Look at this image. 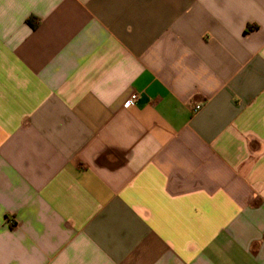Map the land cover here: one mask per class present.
<instances>
[{"label":"crops","instance_id":"obj_1","mask_svg":"<svg viewBox=\"0 0 264 264\" xmlns=\"http://www.w3.org/2000/svg\"><path fill=\"white\" fill-rule=\"evenodd\" d=\"M0 264H264V0H0Z\"/></svg>","mask_w":264,"mask_h":264},{"label":"built area","instance_id":"obj_2","mask_svg":"<svg viewBox=\"0 0 264 264\" xmlns=\"http://www.w3.org/2000/svg\"><path fill=\"white\" fill-rule=\"evenodd\" d=\"M138 99L137 94H133L130 99L126 102L125 106L128 107L129 105L133 104ZM200 109V106L196 107L194 112L198 111Z\"/></svg>","mask_w":264,"mask_h":264}]
</instances>
